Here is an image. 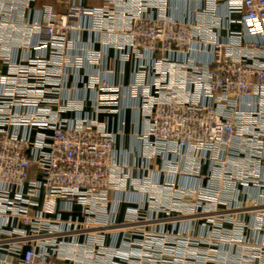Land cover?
Here are the masks:
<instances>
[{"label":"built area","instance_id":"1","mask_svg":"<svg viewBox=\"0 0 264 264\" xmlns=\"http://www.w3.org/2000/svg\"><path fill=\"white\" fill-rule=\"evenodd\" d=\"M35 1L0 0V264H264V0H207L192 22L170 0ZM226 18L243 31L224 42ZM85 19L134 60L127 86L74 53ZM124 99L131 161L109 130Z\"/></svg>","mask_w":264,"mask_h":264},{"label":"crops","instance_id":"2","mask_svg":"<svg viewBox=\"0 0 264 264\" xmlns=\"http://www.w3.org/2000/svg\"><path fill=\"white\" fill-rule=\"evenodd\" d=\"M224 1L225 0H216L217 5L219 6L220 15H225L224 9ZM86 6L89 7H99L104 5L103 1H95V0H85L83 2ZM168 5V9L166 13L168 15H172L175 19L192 22L196 20V17H201V12L204 10L207 0L205 1H177L170 0ZM42 4H50L56 11H64V8L58 3V0H36L32 5L33 8H39ZM237 16H232V19H237ZM229 19H224V27L222 29H218L214 31V37L219 40H223L224 42L228 41V32H242L243 26L236 23H228ZM83 26L86 28L82 32H76L73 35L74 42L76 44V50L74 53L82 54L87 50L93 49L96 51H101L104 55L103 64L98 65L96 67L88 68V70L93 71L99 74L108 84L114 85H122L127 86L132 82L133 78V70H134V60L131 59L129 62L121 63L119 61V53L113 48L106 47L103 45V42H100V35L96 32H93L89 29L90 20L85 19L82 22ZM88 70H84L80 73L83 75ZM111 71V74H105L104 71ZM82 78V77H81ZM86 80V77L84 78ZM75 83V80L71 77L68 79L67 85L69 87ZM79 83L78 86H80ZM67 95L70 97H83V92L79 90H70L67 92ZM86 98L92 99L93 93L92 91H88L86 94ZM87 108H89V104L87 103ZM137 103L130 99H124V102L121 105V111L117 115H110L109 120V130L115 134V149H116V158H119L124 161H131V156L134 152V138L140 131V120L138 116V112L135 109ZM102 119V118H101ZM123 123V124H122ZM264 177V176H263ZM125 205H121L120 210H123ZM78 213V212H77ZM235 215H240L241 218L245 220H250L251 213L247 211L244 212H235ZM121 213L119 215V220H121ZM7 262L14 261L12 257L1 256Z\"/></svg>","mask_w":264,"mask_h":264}]
</instances>
